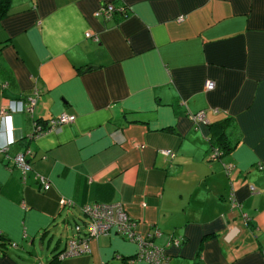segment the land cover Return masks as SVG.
Segmentation results:
<instances>
[{
	"label": "crops",
	"instance_id": "0c3cea01",
	"mask_svg": "<svg viewBox=\"0 0 264 264\" xmlns=\"http://www.w3.org/2000/svg\"><path fill=\"white\" fill-rule=\"evenodd\" d=\"M103 2L128 14L95 15ZM2 109L0 264H128L138 243L115 227L56 256L74 223L85 234L82 204L118 202L159 230L168 264H264V0H10ZM63 111L74 120L27 136ZM222 131L231 148L212 158Z\"/></svg>",
	"mask_w": 264,
	"mask_h": 264
},
{
	"label": "built area",
	"instance_id": "2783aa9c",
	"mask_svg": "<svg viewBox=\"0 0 264 264\" xmlns=\"http://www.w3.org/2000/svg\"><path fill=\"white\" fill-rule=\"evenodd\" d=\"M113 8L114 7L111 3H106L105 5H101L96 13H99L102 10L106 16H109L110 12L114 10ZM87 34L90 35L91 32L89 33L88 31ZM205 86L211 87L212 81L206 80ZM29 99L30 103L27 106V109L32 110V105L35 102V98L30 97ZM0 112L5 114L6 110L2 109ZM74 116V114L66 111L60 112L59 114L51 117L48 120L46 127L44 125L42 127L40 123L34 121V131L28 134V137L37 136L40 133L47 132L48 130L53 129L62 123L70 122L74 120ZM189 117L196 122L208 121L205 113L202 111L196 112ZM8 149L9 147L6 145L0 148V152L7 154ZM29 153L30 150L26 149L24 151L15 153V155L13 156L14 163L21 169L23 175H25V173L31 168V164L28 158ZM215 153V151L211 153L212 158H215ZM171 154H173V152H171ZM225 165L227 168V173L229 174L232 168V164L225 163ZM35 178L42 188L47 189L49 187V180L42 174H36ZM64 201L65 200L62 199V202ZM233 203L236 204L235 201H233ZM123 208L124 207L120 202L115 204L92 203L84 205L83 210L88 218V233L81 236H70L66 240L64 247L58 252L57 256L59 258H62L67 255L88 251L90 249L88 242L90 235L95 236L98 233L106 232L112 227H115L116 230L120 231L123 234H126L129 238L136 240L138 243L137 251L129 259L128 264H133L135 259H144L153 264H168V256L164 248L156 245L150 238L153 233L159 234V230L155 229L153 233L146 232L145 234H141L136 230V223L134 219H132V217L129 216ZM78 226H76L77 229ZM169 242L178 245L180 243V239L171 237V240Z\"/></svg>",
	"mask_w": 264,
	"mask_h": 264
},
{
	"label": "trees",
	"instance_id": "16d2710c",
	"mask_svg": "<svg viewBox=\"0 0 264 264\" xmlns=\"http://www.w3.org/2000/svg\"><path fill=\"white\" fill-rule=\"evenodd\" d=\"M107 2H103L101 5H105ZM112 4V3H111ZM100 5V6H101ZM100 6L98 7V9L100 8ZM112 6L114 7L113 11L110 12V15L109 16H106L103 11L101 10L99 13H96V11L98 9H96V11L94 12L95 15H99V16H102L104 18H111L112 14L114 12H119L122 16H126L128 14V11H127V8L125 5H119V6H115L114 4H112ZM9 9H10V0H0V18L4 17L5 15H7L9 13ZM90 31V30H89ZM90 33V32H89ZM92 36V34H90ZM89 34H85V36H90ZM195 112H192L190 110H188L186 112L187 116H191L192 114H194ZM56 116V115H55ZM54 117V116H53ZM51 118V117H50ZM50 118H47L45 120H39L38 118L35 119V122L37 123H40V125L43 127V125L46 127L47 126V123H48V120ZM227 119V118H225ZM218 124V126L220 125V127H225V125L227 124L226 121L223 119V120H220V122H216ZM34 125H33V129L31 132H29L28 134L32 133L34 131ZM223 130V129H222ZM224 131V130H223ZM220 132L218 135H214L210 138V141H211V150L210 152H216L215 153V158H218V157H221L223 154H225L230 148H231V143L228 139V141L226 139H222V136H225L226 133L225 132ZM27 134V136H28ZM41 134V133H40ZM30 138V137H29ZM227 163V162H225ZM232 164V162H230ZM233 165V164H232ZM89 204V203H87ZM83 206L86 205V204H82ZM79 223L76 222L74 223V230H75V233L74 234H71V236L73 235H85L88 233V230H86L85 234L81 232L80 228H79ZM78 226V229L77 227ZM118 231V230H117ZM120 232V231H119ZM1 235V234H0ZM70 236L67 237V239L69 238ZM66 239V240H67ZM62 249V248H61ZM59 249L56 253V256L58 255V252L61 250ZM82 253V252H81ZM79 254V253H78ZM72 255H75V254H72ZM67 256H70V255H67ZM58 257V256H57ZM66 257V256H64ZM62 257V258H64ZM59 258V257H58ZM61 259V258H59Z\"/></svg>",
	"mask_w": 264,
	"mask_h": 264
}]
</instances>
